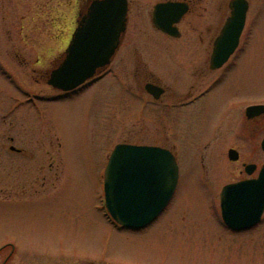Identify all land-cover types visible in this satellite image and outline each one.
Instances as JSON below:
<instances>
[{
  "label": "rangeland",
  "instance_id": "obj_1",
  "mask_svg": "<svg viewBox=\"0 0 264 264\" xmlns=\"http://www.w3.org/2000/svg\"><path fill=\"white\" fill-rule=\"evenodd\" d=\"M249 3L239 50L226 66L229 72L208 96L201 122L190 128L195 140L204 139L209 123L218 113L223 116L231 99L264 100V0ZM72 19L68 0H0V59L17 80L6 76L0 62V246L11 242L29 259L44 261L89 256L100 264H264V233L226 235L215 232L210 219L221 187L241 177V162L226 159L228 148L237 146L243 160L260 167L264 130L255 128L247 146L232 137L231 129L224 134L219 127L204 151L209 166L205 180L196 173H201L199 162L191 166L184 154L172 204L146 230H118L109 220L104 172L111 152L122 143H164L166 127L157 108L156 114L145 110L137 115L135 98L112 75L82 93L52 101L56 94L31 72L33 65L15 58L25 54L33 63L37 57L42 64L49 62L65 48L62 40L70 37ZM141 50L146 58L153 55L147 47ZM158 62L167 67L171 60ZM114 65L127 91L139 86L131 74L134 63L117 60ZM18 83L30 94L21 93ZM9 135L15 137L14 145L33 152V159L10 152ZM37 162L44 183L38 196L20 189L24 174L35 177Z\"/></svg>",
  "mask_w": 264,
  "mask_h": 264
},
{
  "label": "flooded vegetation",
  "instance_id": "obj_2",
  "mask_svg": "<svg viewBox=\"0 0 264 264\" xmlns=\"http://www.w3.org/2000/svg\"><path fill=\"white\" fill-rule=\"evenodd\" d=\"M107 1L68 0L69 8L73 15L70 37L62 40L65 48L63 51L56 53L49 62L42 64L41 58L37 57L33 63L29 55L25 54H15L14 56L22 64L33 65L31 72L38 75L39 81L45 82L56 94L53 96L52 101L82 93L96 86L107 75H112L113 78L121 80L120 89L135 98L137 115L145 110H148L150 114L152 112V114H156V110L154 111L156 108L162 111V113L158 112V115L161 114V119L159 117L158 119L165 124L167 141L150 145L166 149L175 157L179 168V180L175 196L181 182V157L184 154L188 156L191 166H193L192 161L199 162L201 173H198V170L196 173L199 178L202 177L205 180L209 166H207V158L204 151L212 146L219 127L222 128V133L225 131L224 134L229 133L231 129L232 137L242 138L247 146H251L253 136H255L253 135L255 128L256 130H264V108L256 109L253 114L252 112L250 114L247 112L251 107L264 106V100L251 101L243 99L236 101L231 99L225 104V108L221 112L223 116L220 118V113H218L217 119L209 123L211 125L210 132L204 136V139L195 140L193 136H189L190 128L198 125L203 119L202 116H204L207 104H209V101H207L208 96L228 74L229 70L226 69V66L231 63L232 58L239 50L245 28L235 52L221 67L214 68L212 65L214 49L227 20L232 15L231 2L233 0H126V31L121 37V43L112 58L111 64L105 70L99 72L94 79L73 91L61 92L53 88L48 84L51 71L63 61L65 51L72 41L80 22L89 16L93 8H97L99 5L107 3ZM247 1L249 2V0ZM142 47L149 48L153 55L150 58H146L141 50ZM167 59L171 60L170 66L167 65L165 67L166 64L158 62L159 60ZM117 60H129L135 65V70L131 74L134 80L136 78L135 81L139 86L133 87L130 92L124 88L118 67H114ZM0 62L4 64L5 74H12L11 70L6 66L5 60L0 59ZM118 63L120 64L121 62ZM204 63H206V67L202 66ZM159 70H162V72ZM161 79H166L167 81L163 82ZM15 80L14 78L13 82L17 81ZM17 87L24 95L30 94L28 88H22L20 84ZM242 101L246 104L244 103L245 105L238 108V105L243 103ZM176 132L179 135H176ZM173 135V138H175L173 141L175 142L170 145L168 141ZM7 138L10 142V152L33 159V152L25 147L14 145L16 139L13 135H9ZM263 139L264 133L261 144ZM231 150L234 151L233 154L236 158L234 160L229 155ZM226 156L229 163L236 164L241 162L242 169L239 170L241 177L224 184L217 198L212 201L211 210L215 215H210V219L213 218L214 230L215 232L217 230L223 231L230 236H246L253 233H259L260 235V233H264V229L260 230L262 225H264V212L254 225L241 229L232 228L223 220L221 193L227 185H236L243 181L257 179L264 164L259 167L255 162L243 160V154L235 145L228 148ZM40 158L41 156H38V159ZM37 163L38 166L34 172L35 177L28 176V172L23 175L24 177L20 184V189L22 188L23 191H35L33 194L36 196H38L37 194L44 184L43 175L41 174L43 169L41 163ZM252 165L256 166V169L252 173H248L247 167ZM33 179L35 182H30ZM173 198L166 209L150 226L158 222L161 216L168 211ZM147 228L134 232H142ZM0 264H100V262H95L89 256L80 258L75 256L56 257L47 261L42 258L31 260L25 254L19 253L18 248L14 244L8 242L0 246Z\"/></svg>",
  "mask_w": 264,
  "mask_h": 264
},
{
  "label": "water",
  "instance_id": "obj_3",
  "mask_svg": "<svg viewBox=\"0 0 264 264\" xmlns=\"http://www.w3.org/2000/svg\"><path fill=\"white\" fill-rule=\"evenodd\" d=\"M232 15L216 43L212 65L221 67L235 52L245 27L249 3L231 2ZM126 0H108L93 8L77 27L63 61L51 71L48 84L69 92L94 78L112 62L126 31ZM264 106L248 109L250 114ZM264 150V140L262 141ZM233 150L229 155L236 159ZM256 166H248L252 173ZM179 168L173 154L161 147L119 144L105 170V199L108 212L123 227L140 230L150 225L171 201ZM222 214L227 225L247 228L264 212V165L257 179L227 185L221 193Z\"/></svg>",
  "mask_w": 264,
  "mask_h": 264
}]
</instances>
